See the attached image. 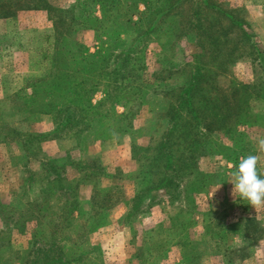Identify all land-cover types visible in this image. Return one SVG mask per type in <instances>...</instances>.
Instances as JSON below:
<instances>
[{"label":"trees","instance_id":"obj_1","mask_svg":"<svg viewBox=\"0 0 264 264\" xmlns=\"http://www.w3.org/2000/svg\"><path fill=\"white\" fill-rule=\"evenodd\" d=\"M139 3L143 11L139 10ZM23 11L46 15L53 28L48 56L51 69L69 72L73 79L54 86L57 102L43 103L40 99L53 89L50 70L26 80L32 100L19 93L10 99L15 111L48 115L53 125L48 133L23 136L9 129L3 136L4 140L25 137L24 157H21L25 158L24 167L31 160H42L39 172L27 171L25 175V181L31 187L37 186L39 191L32 196L27 190L20 192V200L15 199L20 203H16L17 207L9 206L6 215L0 203V218L7 225L0 232V253L10 247L12 228L23 226L25 221L49 224L50 239L42 241L33 235L28 248L14 252L17 264H92L95 257L91 250L69 260L64 247L83 245L91 233L106 226V217L119 204H127L128 213L136 218L149 214L162 202L177 203L184 179L199 176L197 160L215 147L214 136L236 135L240 127H251L257 120H264L262 116L256 118L250 107L257 97L254 85L239 83L228 91L216 85V78L239 51L247 52L254 63L264 61V52L249 33L250 26L242 9H227L218 0H74L65 8L54 7L49 0H0V20L13 19ZM86 30L93 31L95 40L100 42L93 55L79 49L75 38ZM184 38L195 52L190 54V60L174 61L163 67L158 60V70L146 77L148 45L156 43L161 57L174 55ZM20 47L14 34H0L3 55ZM162 71L171 75L159 78ZM156 78L160 83L154 86L151 80ZM170 80L180 83L168 84ZM99 91L103 98L92 104L91 99ZM149 96L164 103L162 118L166 127L159 140L149 146L152 151L144 164L138 160L146 169L145 175L150 176L152 186L138 188L137 196L127 201L122 185L110 182L116 180V174L117 178L118 174L123 177L121 170L117 168L115 174H108L99 157L83 160L81 155L90 144L109 141L117 133L132 138L139 135L140 130H135L132 122ZM120 106L124 112L118 115L116 108ZM64 139L74 146L61 158L47 156L39 147L43 141ZM145 150L148 152L149 148ZM69 168L78 175L71 179L73 183L66 171ZM84 180L93 182L94 192L86 205L90 210L85 220L87 225L80 227V222L76 225L70 217L82 215L84 205L77 187ZM104 182L110 184L99 186ZM137 198L141 205L131 206ZM52 200L61 202L60 213L52 211ZM230 229H236L238 240L247 243L255 241L258 231L256 221L251 218L240 224H221L216 233L219 243L229 241Z\"/></svg>","mask_w":264,"mask_h":264},{"label":"rangeland","instance_id":"obj_2","mask_svg":"<svg viewBox=\"0 0 264 264\" xmlns=\"http://www.w3.org/2000/svg\"><path fill=\"white\" fill-rule=\"evenodd\" d=\"M218 1L227 9L239 8L244 11V18L250 26L249 33L255 36V40L259 42L264 52V0ZM49 2L54 7L65 8L74 0H49ZM115 2L113 4L117 5ZM138 7L140 11H143L140 3ZM0 34H14L15 37H19L21 43L17 54L3 55L0 53L1 98L3 95L5 97L9 94H16L12 92L21 87V80L26 70L35 68L32 70L36 72L39 68L46 67L48 62L41 60V52L43 57L50 55L51 48L49 47H51L50 43H53V28L44 13L23 11L13 19L0 20ZM47 37L49 41L46 40ZM247 50L249 51L248 46ZM159 52L160 49L156 43H151L146 49L145 62L148 66L145 75L148 78L153 71L158 70V60L162 64L160 67H163L165 64H173L174 61L180 63L182 60H190V54H195L191 49L190 41L186 38L179 42L174 55L163 54L165 57H161ZM248 56L247 52L239 51L232 63L227 65V69L216 78V85L225 91L239 83L254 85L257 97L251 101L250 107L256 118L259 116L264 118V61L256 62V64ZM161 75L158 77L166 76L167 78L171 73L162 71ZM159 78L151 80L154 86L160 83ZM68 79H73V75L69 72H53L49 79L53 89L44 96L42 101L57 102L54 86ZM167 83L178 84L180 80H170ZM97 96H100V93H97ZM9 105L14 108L13 104L0 103V139L3 137L2 132L6 134L9 128L15 129V132L24 136L39 131L40 126L44 124H36L33 118L22 122L20 116L10 110ZM116 111L122 110L116 108ZM164 111V103L149 96L140 106L132 122L134 129L140 130V134L132 138L117 133L104 146L106 151H103L105 155L102 164L114 174L117 168L121 170L123 177L118 174L119 178H117L116 174V180L110 182L122 185L127 201L137 196L138 188L142 187L143 190L153 184L150 176L144 173L146 169L138 164V160L139 163L144 164L145 158L152 151V147L149 146H153L154 140L157 142L159 136L163 134L166 127V120L162 118ZM258 137H264V120H257L251 127H240L236 135L214 136L215 147L210 154L197 160L199 176L193 175L189 179L188 177L184 179L183 191L177 203L162 202L149 214L136 218L128 213L127 204H119L106 217V226L86 238L85 246L83 244L80 247H64L66 258L71 260L91 250L95 257L92 264H185L183 261H186V264H264V207L254 209L247 200L240 199L238 194L233 192V185L230 183L233 164H238L240 158L248 154L260 157L259 169L264 174V153L258 149L256 143ZM24 138L12 136L9 138L11 141L5 139L4 142L11 144L16 141L18 144H23ZM146 147L149 148L148 152L145 150ZM100 148L103 149L102 146ZM133 148L136 149L133 150ZM98 149L99 146L93 147L89 154L97 153ZM14 151L13 147L0 145V188L5 181L9 183L7 189H16L20 192L27 190L29 196H32L34 192L39 191V188L31 187L30 184L27 186L22 184L26 173L24 175L19 166L18 168L11 167L14 164V161L11 162L14 160L12 155ZM181 151L182 149L179 148L178 152ZM58 152L53 153V158L64 156ZM78 156L79 154L75 158ZM183 156H186V153ZM81 157L86 158L87 156L82 153ZM101 157L103 159V156ZM24 162L25 158H19L18 163L22 164L21 167ZM66 171L69 181L73 183L71 179L78 176L77 173L72 168ZM140 180H143L142 183ZM92 183L84 180L77 187L84 208L81 211L82 215L74 214L70 218L76 225L80 222V227L87 225L85 220L90 216L89 207L86 205L94 192ZM109 184L104 182L99 186L107 187ZM161 196H163L162 193ZM60 204L61 202L58 204L52 200L50 202L52 211L60 213ZM130 205L141 204L137 198L135 203ZM248 218L254 219L257 223L258 231L255 233L254 242L247 243V241L238 240L236 229L228 230L231 231L227 237L229 241L218 242L216 233L220 230L221 224L227 226L240 224ZM48 225L36 226L33 228V234L49 240ZM20 226L23 230L22 225ZM23 232L28 234L29 230H23ZM213 233H215L214 236ZM13 238L15 240L22 238L24 241L27 237L26 235L20 237L14 233ZM227 249L230 252H227Z\"/></svg>","mask_w":264,"mask_h":264},{"label":"crops","instance_id":"obj_3","mask_svg":"<svg viewBox=\"0 0 264 264\" xmlns=\"http://www.w3.org/2000/svg\"><path fill=\"white\" fill-rule=\"evenodd\" d=\"M96 15L99 16V13H97ZM4 21H6V20H4ZM83 38H85V39L87 38L88 40L84 41ZM17 39H19V37H17ZM76 40H77L79 49L88 50V53L90 55L95 54V52L98 50V47H100V42H98L97 40H95V33L93 31H87V30L86 31H80L78 33V35H77ZM49 48H51V47H49ZM51 50H52V48H51ZM17 51L18 50H14L11 53L12 54H15V53L17 54ZM41 57H42L41 60H46V62H48L46 64V67L39 68V70H36V72L34 70H32V69H35V68H32L31 70L30 69L29 70H26L25 75L23 76V79L21 80V82H22L21 87L18 90H16L15 92H12V93H19L20 96H29L30 97V100H32V97L30 96L31 90L28 87H26V80L27 79L40 77V76L44 75L45 72H47L49 70H50L51 74L53 72H62V71H58V70H52L51 69V60L49 59V57H43L42 52H41ZM42 63H45V62H42ZM99 93H100V96H97V93H96L93 96V98L91 99V103L92 104H95L97 101H99V100H101L103 98L102 92L99 91L98 94ZM46 94L47 93L41 95V98H40L41 99V102H43L42 99H44V96ZM12 95L13 94H9V96H5V97L3 95L0 98V103L11 104L10 99H11V96ZM43 103H49V102H43ZM9 106L8 107L10 108V110H13L14 114L20 116L22 122H27V120L29 118H33V120H35L36 124L42 125V123H44L42 125L43 127L40 126L39 131L37 130L35 133H40V134L41 133L42 134L43 133H48V132H50L53 129L52 122H51L50 117L48 115L40 114V115L34 116V115L27 114V113H23V112H20V111H15V109L13 107H11V105H9ZM117 108H121V110H122V111H116L118 115L124 112V107L123 106H120V107H117ZM9 129H11V128H9ZM12 130H15V129H12ZM4 135L5 134H3V132H2V136H4ZM125 136H127V135H125ZM0 140H2V142L0 143L1 146L13 147V150H15L14 151V154H12L14 160L11 161V162L14 161V164L11 167L18 168V166H19L20 169L22 170V173L24 175H25V173L27 171H32V172H39L40 171V164H41V161H42L40 158L39 159L31 160L28 163V165L25 166V167L24 166L21 167L22 164H19L18 163L19 158L24 157L23 156L24 155V152H23L22 149L25 148V145H23V144H16V142L9 144V143H7V141L4 142L3 137ZM107 142L108 141H106V142H100L99 141V142H94V143L90 144L89 147L86 149V151L83 153V154H86L87 157L86 158H83L82 157V159H88V158H92V157H99L101 159L102 163H103L104 155H105V154H103V151L104 152L106 151L104 149V146L106 145ZM73 146H74V143L71 142L68 139H64V140H47V141H43V142H41L39 144V147L41 148L42 153H44L45 155L50 156V157H53L54 156L53 153L56 154V152H58V151H60L58 153L64 154L65 152H67L68 150H70ZM96 146H99V149H98L97 153H95V154H89L90 153V149H92L93 147L96 148ZM101 146H102L103 149L100 148ZM53 147H55V149H57L58 151L55 150ZM49 148H50V150H48ZM101 156H103V159H102ZM104 169H105V171L108 174H114V172L113 173L110 172L107 169V166H105V165H104ZM2 184L3 185L0 188V203H2L4 207L1 208V211L6 212L5 213V215H6L9 212V210H10L9 209L10 208L9 206L17 207L16 206V203L18 201H16L15 199L20 200V191L19 190H16V189H14V190L13 189H10V190L7 189L8 185H9L8 182H5L4 181ZM22 184L23 185H26V186L28 185V183L24 179L22 180ZM18 203H20V202H18ZM4 224L5 223H3L2 219L0 218V232H2L3 230L6 229V226L7 225L4 226ZM45 225H46L45 223H42V224H38L37 225V224H35L32 221H30V222L29 221H27V222L25 221V224L22 227H23L24 230H29V233L28 234H27V232H25V233L23 232V230H22V228H21L20 225H18V227L12 228L11 229V242H10V247L1 251V253H0V263H2V264H17V261L15 260V257H14V252H16V251H23L26 248H28V246H29V244L31 242L32 236L34 235L33 234V231H34L33 228H35L36 226L43 227ZM14 233L18 234V236H20V237L26 235L27 238L24 241H23L22 238H17L15 240L13 238ZM48 236H49V226H48ZM41 240L42 241H47V240L42 239V238H41ZM19 245H20V247H18ZM84 246H85V244H84Z\"/></svg>","mask_w":264,"mask_h":264},{"label":"clouds","instance_id":"obj_4","mask_svg":"<svg viewBox=\"0 0 264 264\" xmlns=\"http://www.w3.org/2000/svg\"><path fill=\"white\" fill-rule=\"evenodd\" d=\"M256 143L259 151L264 153V137L256 138ZM259 164L258 155L248 154L242 156L238 164H233L230 172L233 192L254 209L264 207V174L260 172Z\"/></svg>","mask_w":264,"mask_h":264}]
</instances>
